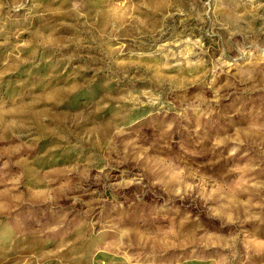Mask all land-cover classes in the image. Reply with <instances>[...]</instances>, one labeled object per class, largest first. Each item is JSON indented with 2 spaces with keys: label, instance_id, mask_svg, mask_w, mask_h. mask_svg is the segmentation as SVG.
<instances>
[{
  "label": "rangeland",
  "instance_id": "rangeland-1",
  "mask_svg": "<svg viewBox=\"0 0 264 264\" xmlns=\"http://www.w3.org/2000/svg\"><path fill=\"white\" fill-rule=\"evenodd\" d=\"M0 264H264V0H0Z\"/></svg>",
  "mask_w": 264,
  "mask_h": 264
}]
</instances>
